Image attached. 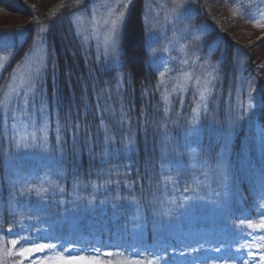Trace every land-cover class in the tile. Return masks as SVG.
I'll use <instances>...</instances> for the list:
<instances>
[{"label": "snow or ice", "instance_id": "1", "mask_svg": "<svg viewBox=\"0 0 264 264\" xmlns=\"http://www.w3.org/2000/svg\"><path fill=\"white\" fill-rule=\"evenodd\" d=\"M130 2V0H129ZM175 7L172 9L177 23L183 25L187 21V26L184 27V32L187 33L189 39L194 47V53H201L198 59H206L202 54L203 47L207 44V39L202 37V33L207 32V28L203 25H193L191 20L186 18L184 13L189 4L187 0H173ZM124 14L120 13L114 20L107 22L109 26L108 42L110 47L107 55L111 58V71L116 73L113 77L114 81H118L122 74L127 72V79H134V73L131 68H126L123 61L124 52L122 50V35L118 31L121 28L122 18ZM253 26L264 29V13H261L260 19H252ZM153 36L149 35L146 38V57L145 63L149 65V69L155 73H159L160 77L165 75L161 71V65L151 56L154 51L152 49ZM215 50H219V45ZM214 51L211 44H208V52ZM75 55V53H74ZM4 60L8 56L3 57ZM231 63V54L228 55L227 60L221 61L223 67L225 63ZM53 75L57 70V65L53 62ZM65 74L71 77L72 69L65 70ZM211 76V73H209ZM42 79L39 72L34 75V78L29 81L28 87L33 89V96L31 103L25 100L23 106H19L18 110L23 114L22 118H18L12 110H8L7 117L13 123L10 135L7 137H0V148L4 147V141L7 140V151L2 154L9 163L8 169V184H9V199L7 201L9 215L15 216L20 212L22 216L30 222L34 221L32 226L36 228L37 235L34 239L28 240L21 236L20 233H14L11 224L6 229L8 234H14L17 238L7 239L5 252L9 257H19V260H12V264H113L110 259H101L103 257H113L115 255H123L120 251H102L101 241L97 240L91 249L86 248L85 243H92L86 241L83 236L78 235V224L87 216L93 213L103 211H111L114 215L131 216L132 220L136 221V226L132 229L135 233V243L130 247H125L122 239L117 241L109 240L107 247L114 249H124L131 251L137 255L141 253H148L151 259H126L120 264H264V211L259 213L261 219L258 223L253 222L250 215L241 213L236 215L235 205L239 202L241 197L238 196V189L235 184V178L231 172V154L233 151V136L236 134L237 128L241 122L246 121L249 127L253 129L252 140L250 147L257 146V138H259V145L261 151L264 152V124L257 126L254 117L249 115V110L254 108L251 102V93L253 91L251 84H249V102L246 107L241 101L238 110L235 111L233 118V111L230 109L229 118L225 123L220 125L215 124V111L211 113L212 123L210 127L219 135V142L217 151L214 155H206L201 153L199 162L202 167L207 168L216 178L219 184V191L215 196L210 198L206 194L200 195L194 189H189L185 186L183 191L190 193L186 198L179 200V202L172 200L168 201L172 207L165 210L164 201L159 197L154 196L153 200L141 202L134 196L130 199L128 195H122L119 190L115 193L110 192L107 188L100 195L101 185L95 183L91 184L92 192L87 196L80 193L81 187L87 189L88 184L83 181L74 179L73 189L70 194L66 193L64 187L59 186L55 181H47L48 188L43 187L44 181H41L40 186H37L36 181L39 179V173L44 172L45 176H56L59 178L65 177V168L68 163V157L65 151L66 141L62 139L61 132L65 135L68 132L66 127H62L57 120L56 135L54 142L49 141V129L51 114L47 111V98L44 93L43 84H37L36 80ZM200 81L197 80V85ZM205 87L200 92L199 102L197 108H194L191 119L184 118L185 126L183 135L187 143V148L193 154V158L197 159L196 149L191 147L192 143L197 145L200 143L203 133V125L200 121V113L198 111L200 102H204L207 97H212L211 89L208 87L211 80H206ZM8 87L19 98L21 93L16 92L13 85ZM117 89L119 84L117 83ZM95 90V86H93ZM87 91V89H85ZM105 89H101L97 96L96 107L99 108V100L105 93ZM60 90L55 89L54 95H59ZM37 97L39 98V105L35 107V114H33V106L36 104ZM214 99V97H212ZM112 97L109 96L108 100ZM167 99V97H165ZM105 101L104 110L107 111L111 105ZM83 103V100H82ZM178 103L182 106L184 101L180 100ZM86 107V105H85ZM123 109V105L121 104ZM210 104L204 103L205 114L209 113ZM168 108L165 107L164 115L167 120L163 121L165 127L161 129L157 124L155 126L154 135L159 139L154 140L153 147L160 149V167L163 169L166 165H170L173 161L169 160V149L175 154V158L182 157L183 153L179 150V145L172 143V136L166 130L168 121L172 125H177V119L168 116ZM114 115V113H113ZM181 113L177 112L176 117H180ZM247 118V119H246ZM67 123V118L65 119ZM86 123V122H85ZM103 124V120H101ZM120 135L127 136V143L118 144L115 137L108 134L105 130L103 136V147L100 149L101 163L105 168H109L111 172H119L120 162L127 157L128 163L125 168L131 170V156L137 151L136 136L137 131H134L129 122L128 128H123V119L120 121ZM18 125L27 127H34V130L28 133L27 138L20 135ZM150 121L146 117L144 120L143 134L147 139ZM72 128V146L71 155L76 163L82 162L85 150L88 154L96 151V145L90 144V133L87 128L84 131L83 141L77 140V134L80 130L79 123H73ZM95 159V157H93ZM115 161V163H114ZM149 175L146 168L145 178ZM252 179L256 188V195L261 202L259 207L264 209V168L256 171L252 170ZM107 183V182H106ZM128 189H132V185H127ZM49 189H52L51 196H44ZM66 196L65 199H56V193ZM70 198H67L69 197ZM201 211L208 215L204 219H210L213 227L206 229L200 227L198 213ZM191 221L192 227L186 234H182L177 241L168 239V233L174 229L181 231V227L176 224L178 221ZM239 221V223H237ZM151 223L153 236L156 243L151 246L144 245V230L147 225ZM46 225L41 228L40 225ZM67 224L70 228V235L67 239L57 236L55 232H49V229H55L57 225ZM249 229L250 231H245ZM127 231V229H123ZM259 232V235L254 233ZM43 233V235H40ZM25 241V245L17 248L21 240ZM0 240H4L0 236ZM43 241V242H41ZM10 247L11 251L8 250ZM49 253H52L51 255ZM95 253V254H93ZM37 254H43L38 256ZM249 257L251 259H249ZM0 264H8L7 261L0 262Z\"/></svg>", "mask_w": 264, "mask_h": 264}, {"label": "trees", "instance_id": "2", "mask_svg": "<svg viewBox=\"0 0 264 264\" xmlns=\"http://www.w3.org/2000/svg\"><path fill=\"white\" fill-rule=\"evenodd\" d=\"M19 2V0H14ZM142 0H135L134 4L130 8V14L128 15L127 21L125 22L124 30L122 33V50L124 52L123 61L126 68H131L134 73V79H127V72L123 73L121 78L122 82L117 89L118 81H114L113 77L116 73L112 72L111 67L107 65L105 59H102L100 63L94 56V51L86 50L83 48L78 40V36L75 33L73 22L69 17V13L72 11L73 4L71 0L66 1L65 7L50 15L42 14L37 12L35 9L26 11V6L20 8H14L19 13L26 14L28 17L27 21H14L8 20L4 12V3L0 2V13L5 14L8 20L1 22L0 26V41L3 36L13 34V39L18 42V35L20 32L25 34L27 39L26 42L20 48H15V52L12 59L9 61L5 71L0 78V89L1 84L7 80H10L14 74V71L23 61V57L29 53V49L37 39L38 31L44 32L46 39V45L50 48V56L46 63V69L42 75L44 77L42 84L45 96L47 98V111L51 114L50 120V135H56V124L57 120L62 127L68 129L67 134L61 132L62 139L66 141L65 151L68 157V163L65 168V177L57 178L56 176H45L44 172L39 173V179L36 184L40 186L41 181H44L43 187L48 188L47 181H55L59 186L66 189V193L70 194L73 189V180H81L84 184H88L87 189L81 187L80 193L87 196L93 190L91 184L95 183L101 185V191L98 195L104 192L107 188L110 192L115 193L119 190L122 195H128L131 199L133 196L140 200L142 203L153 200V197H159L162 200L161 192L157 186L159 183L163 185L164 178L167 176L169 170L172 171L174 177V183L178 190H183L185 186L195 185L196 183L202 184L203 180H210L207 172H210L207 168L202 167L199 162V156L201 153L206 155H214L217 151L219 135L211 127V113L215 111L216 119L215 124L220 125L226 122L229 117V111L226 110V100L228 93L232 89V94L235 95V91L238 88L240 90L249 88V84L253 89L251 98L259 104L258 108L261 109L264 115V58H254L251 51L245 48L243 45L236 42L226 34H220V31L213 23L206 20V14L204 9V3L207 0H188V10L185 12V17L190 19L192 24L199 25L200 20L203 21V26L209 25L208 32L202 37L207 39V44L203 47L202 54L206 56V59H198L201 53H194L192 51L194 45L188 48V55L190 56V62L187 66L182 67L177 62L169 61L168 55L164 54L162 46L159 44L160 40L157 36L149 32V30L143 25L141 14ZM232 4L233 7L243 9L244 12H252L255 10V6L259 3H264V0H256L257 3L254 5L255 0H226ZM21 4V3H20ZM31 13V14H30ZM199 17L201 18L199 20ZM199 20V21H198ZM133 21H136L133 26ZM54 22H65L64 23V36L58 27L54 25ZM213 29V30H212ZM152 35L153 43L151 53L161 67H165V61L168 62V66L172 68L176 73L181 75L188 69L189 73L195 71L200 77L209 75L213 76L212 86L215 88V92L209 101L206 103L210 104L209 113L205 114L204 109L201 111L202 116H206L207 120L203 123V133L201 136L200 143H192L191 147L196 149L197 159L193 158V154L188 151L187 143L183 135L185 126L184 118L190 119V115L187 109L183 110L180 108L178 101L183 98L173 97L171 106L168 108L167 105H163L164 92H168L167 89L171 83V75H168L165 87L160 83L161 77L159 73L153 74L149 69V65L145 63L146 57V38ZM133 38H138L139 48L141 55L136 60H128V48L127 40L130 41ZM208 44H211L214 51L208 52ZM219 45V50H215L216 46ZM75 53V55H74ZM231 54V63H225L221 66L222 60H227L228 55ZM136 57V56H135ZM57 65L55 76L53 75L52 63ZM71 68L72 75L69 77L65 74V70ZM181 70V71H180ZM168 71V70H167ZM177 74L174 75L173 81L180 80ZM196 80V79H195ZM119 84V83H118ZM95 86V90H93ZM59 89V95H54V90ZM87 89V91H85ZM101 89H105V93L100 97V107L97 108V96ZM220 91V94H219ZM247 92V91H245ZM195 93L193 90H189L188 97L192 99L191 94ZM111 96L112 99L108 100ZM245 98V95H242ZM83 100V103H82ZM108 103L112 101L115 108H109L107 111L104 110L105 101ZM1 102V93H0ZM39 104V101L38 103ZM123 105V109L121 108ZM86 105V107H85ZM187 106V105H186ZM165 107L168 108V116L173 119H177L178 124L172 125L171 121H168L167 131L172 136V143L179 145V150L182 151L183 155L178 159L175 158V154L172 149H169V160L173 161L172 165H166L165 168L160 167V149L159 147L154 148V140L159 139L158 136L154 135L155 126L158 124L161 129H164L165 125L163 121L167 120L164 115ZM189 108H191L188 105ZM181 113L180 117H176V113ZM114 113V115H113ZM3 114L0 113V137H7L10 135V131H6V126L3 125ZM251 116L254 117V121L258 119L257 111ZM148 118L150 121V127L148 129L147 139L143 134L144 120ZM67 118V123L65 119ZM123 119V128L126 130L129 126V122L134 131H137L136 136L137 151L131 156V170L128 171L126 168L121 167L119 172H111L109 168H105L101 163L100 149L103 147V136L105 130H108V134L115 137L118 144L122 145L127 143L128 137H121L120 121ZM247 119V118H246ZM264 121V117H261ZM103 120V124H101ZM79 123L80 130L77 134V140L83 141L84 131L87 128L90 137L89 143L96 145V151L91 155L85 150L83 154L82 162L76 163L71 155L72 146V128L73 123ZM86 122V123H85ZM8 129V128H7ZM10 130V129H9ZM253 129L248 126L246 121L241 122L237 128L236 134L233 136V151L231 154V172L235 178V184L245 187L248 185L247 179H242L244 170L246 171L249 167L247 160L253 161L252 157L255 152L259 154L263 153L261 148L257 146L255 148L250 147V141L252 140ZM258 144V142H257ZM7 151V140L4 141V147L0 148V153ZM95 157V159L93 158ZM121 162H129L127 157ZM254 162V161H253ZM115 163V161H114ZM263 164V163H262ZM260 161L254 162L253 169H257L258 166L262 165ZM171 167V168H170ZM146 168L148 169L149 175L145 178ZM8 169L9 163L7 159L0 154V215H7L8 206L7 201L9 199V184H8ZM175 173V174H174ZM169 177V176H167ZM107 182V183H106ZM131 184L132 189L129 190L127 185ZM163 188V187H162ZM172 189V188H171ZM44 196H51L52 189H49ZM56 199H65L66 196L56 193ZM67 198H70L67 197ZM107 211V210H106ZM104 211V212H106ZM108 214L105 216L106 223L113 225L118 229H129L132 225H136L137 222L132 220L131 216H119L114 215L111 211H107ZM97 213H93L91 216L85 217L81 220L79 225H87L94 227L98 225L97 220L93 219ZM114 218L113 221H111ZM91 219V222L88 220ZM111 221V222H110ZM133 221V224L131 223ZM83 223V224H82ZM87 223V224H86ZM106 224V226H107ZM105 226V225H104ZM95 229V228H93ZM147 236L152 241L154 239L152 232V225L149 223L145 228ZM106 231V229L104 230ZM124 231V230H123Z\"/></svg>", "mask_w": 264, "mask_h": 264}, {"label": "rangeland", "instance_id": "3", "mask_svg": "<svg viewBox=\"0 0 264 264\" xmlns=\"http://www.w3.org/2000/svg\"><path fill=\"white\" fill-rule=\"evenodd\" d=\"M4 4H9L10 6H14L15 8H20L22 6H26V8H30L31 10L35 9L37 12H42V14H55L59 11H61L65 7L66 1L69 0H19V2H16L14 0H1ZM188 1V0H187ZM135 0H71V4H73L72 11L69 13V17L71 18V21L73 24V28L75 29V33L78 36V40L81 43L80 45L83 46L86 50H92L94 51V56L100 63H102V59H105L108 66H112L111 64V58L107 55V51L110 47V44L108 42V35H109V26L107 24L108 21L116 19L118 16H120V13H123L124 16L122 18L121 28L120 31L121 35L124 30L125 22L127 21L128 15L130 14V8L134 4ZM21 3V4H20ZM257 3V1H254V5ZM140 5H142V14L141 19L143 22V25L149 30L150 33L157 36V38L160 40L159 44L162 46L164 54L168 55L169 61L172 60V62H177L180 66L185 67L188 64V61L190 59V56L188 55L187 49L193 45V43L187 39V33L184 32V27L187 26V21L185 24L181 25L176 22L174 13L172 12V9L175 7L173 0H142L140 2ZM190 6V5H189ZM204 9L206 14V20H209L214 25H217L216 27L220 30L218 31L220 34H226L230 38L234 39L239 44L243 45L245 48H247L249 51L252 52L254 58L261 59L264 58V29L257 28L253 26L251 23L252 19L259 20L261 13H264V3H259L258 6H255V10L247 13L244 12L243 9H240L238 7H233L232 4L226 0H207L204 3ZM188 10H185V12ZM27 11V10H26ZM4 12L6 15H9L7 17L8 20L14 21H27L28 17H26V14L19 13L17 11H11L10 9L5 8ZM31 14V13H30ZM185 14V13H184ZM5 14L0 13V26L1 22H5L8 20H4L6 18ZM201 18L199 17V20ZM198 20V21H199ZM204 20H200L198 23L199 25L203 24ZM64 23L65 22H54V25L59 28L61 33L64 36ZM136 21H133V26H135ZM193 25H196L193 24ZM207 32L209 29V25L206 27ZM213 30V29H212ZM207 32L202 33L201 35L207 34ZM21 33V32H20ZM14 36L13 34L8 36H3L1 41L8 42L10 39ZM48 40L46 39V36L44 35V32L38 31L37 33V39L35 40L34 44L29 49V53L25 57H23V61L19 65L18 69L14 71L13 76L10 80L5 81L1 84V102H0V113L3 114V125L6 126L8 129H11L14 121L11 119H8L7 112L8 110H12L14 114L18 118H22L23 114L18 110L19 106H23L25 100L29 101L31 103L32 96H33V89L28 87V83L30 80L34 78V75L39 72L41 77H44L42 75L43 71L46 69V63L50 56V48L49 43L48 47L46 45V42ZM3 43L0 47V77L5 71V68L7 66V62L10 59V53L15 52V47L12 45L11 47L4 45L2 47ZM132 49L134 50V60L138 58V56L141 55V51L139 48V40L138 38H133L131 40ZM22 44H20V47ZM8 56L7 60H4L3 57ZM133 61V58H132ZM165 61V67H162L160 70L165 72V75L161 77L160 83L163 86V88L166 85V80L168 78L169 74L171 75V83L169 88L167 89L168 92H164L163 95V105H167L169 108L172 103L173 97L177 98H183L184 101L183 105H180V108H183V110L187 109V111L190 110L189 115L192 117L193 115V109L197 108V104L199 102L200 92L204 90L205 87V81L211 80L210 76H204L200 77V75L196 74L195 71L190 72L188 69L178 76L179 73H176L170 66H168V62ZM264 65V62L262 63ZM168 70V73H167ZM180 70V71H181ZM177 74L178 78L180 80L173 81L174 75ZM196 80H195V79ZM197 80L200 81L199 85H197ZM42 79H37L36 83L40 84L42 83ZM122 78L118 80L119 86L121 85ZM8 85H13L16 89V92L21 93L20 97L18 98L17 95L8 87ZM208 87L211 89L212 87L210 84ZM193 90L195 93L191 94L192 99H189L188 91ZM232 89L229 92V102L227 104L226 110L230 112V109L233 111V118L235 111L238 110L239 103L241 102L239 99L241 97V91L237 88L235 91V98L234 100L231 98L233 97ZM214 92V90H213ZM213 94V93H212ZM167 97V99H165ZM209 97L206 96V100ZM205 100V101H206ZM39 101V98L37 97L36 104L33 106V114H35V107H37L39 104H37ZM204 101V102H205ZM246 107L245 101H242ZM251 102L254 105V108L249 110V115H252L254 112L257 111L258 113V119L255 120V124L257 126H260L264 124V121L261 119V117H264L262 114V111L260 108H258L259 104L251 99ZM111 107L115 108V105L112 104V101L110 102ZM187 105V106H186ZM188 105L191 107L189 108ZM202 104L200 102L199 106V113H201ZM229 118V117H228ZM226 119V121L228 120ZM191 119V118H190ZM207 120L206 116H202L200 114V121L201 124L205 123ZM19 133L17 135V138L19 139L20 135H24L26 138L28 136V133L32 132L34 130V127H25L24 125H18ZM50 132V129H49ZM258 142V148H260L259 145V138H257ZM253 155L255 157H252L253 161L256 160L260 161L263 158L264 152L259 154L258 152H255ZM250 164L247 170H244V173L242 175V179L247 177H252V165L253 161L247 160ZM172 171V170H169ZM173 180V179H172ZM172 180L165 179L166 183V189L169 188V186H172ZM160 186V185H159ZM161 187V186H160ZM174 187V185L172 186ZM215 188V190H214ZM171 191V194L174 195V198H168L166 199L165 203L169 207H172L171 204L168 203V201L175 200L179 202L177 192L175 190ZM198 194L200 195H207L208 197L212 198L215 196V193L219 191L218 186L214 183V180H209L206 183L201 184V186H198L196 189H194ZM251 193L254 197V202L251 203L249 208H244L239 211H236V215H240L241 213H247L251 216L252 221L258 223L261 219L259 213L261 211H264V209H261L259 207L260 201L257 198L256 195V188L254 186V183L251 187ZM190 193H185L183 195L184 198L189 196ZM238 204L241 207H244V202L242 200H239ZM168 207V208H169ZM198 213L197 215H199ZM204 219V218H203ZM6 222L5 224H11L13 227L14 233H20L21 236L25 237L28 240H32L37 235V230L32 225L35 224L34 221L30 222L28 219H26L21 214H17L13 217L9 215L7 218H5ZM190 223V221H184V223H177L182 229L181 231H176L175 233L178 236L177 239L172 237V232L168 233V239L172 241H177L181 238L182 234H186L187 231L192 227L190 224L189 227L183 228L185 224ZM239 223V221H237ZM3 221L0 218V236L4 237V240H0V262L7 261L8 264H12V260H19V257H9L5 252L6 247V240L17 238L14 234H8L6 232V229L9 227V225H5ZM213 224L210 226H203L202 228L211 229ZM41 228H45L46 225L43 224V226L40 225ZM245 231H250L249 229H245ZM49 232H52L49 229ZM260 233H254V235H259ZM40 235H43V233H40ZM67 239V238H66ZM86 241H89L85 239ZM117 241V240H114ZM43 242V241H41ZM87 243V242H86ZM132 240L130 239L127 243H125L127 246L130 244L131 246ZM135 243V240L133 241ZM156 243L148 244L147 241L144 240V245L151 247ZM108 243H105L103 245L102 251H120L125 252L124 249H115L107 247ZM25 245V241L22 239L21 243L17 245V248L20 246ZM88 248V247H86ZM91 249V248H89ZM9 251H11L10 247L8 248ZM132 256H138L137 254L129 251ZM50 255L52 253H49ZM95 254V253H93ZM38 256L43 254H37ZM140 256L144 257L146 255V260L151 259L148 253H141ZM101 259H110L113 261V264H120L121 261H123L120 258H116V256L113 257H103L100 256ZM249 259H251L249 257ZM25 264H28L27 261H25Z\"/></svg>", "mask_w": 264, "mask_h": 264}, {"label": "bare ground", "instance_id": "4", "mask_svg": "<svg viewBox=\"0 0 264 264\" xmlns=\"http://www.w3.org/2000/svg\"><path fill=\"white\" fill-rule=\"evenodd\" d=\"M0 2H2V1L0 0ZM4 7H6L7 9H10L11 11H16V10H14L13 6H10L9 4H4ZM27 11H29V9H27ZM127 48H128V56H127V58L130 61L129 64L131 65V60H132V58L134 59V57H135L134 54L135 53H134V50L132 49V45H131L129 40H127Z\"/></svg>", "mask_w": 264, "mask_h": 264}]
</instances>
